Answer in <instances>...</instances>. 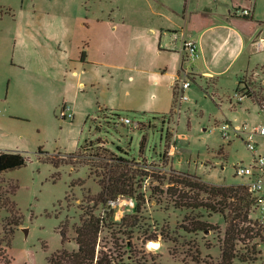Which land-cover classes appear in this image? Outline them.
Here are the masks:
<instances>
[{
    "label": "rangeland",
    "instance_id": "374dc122",
    "mask_svg": "<svg viewBox=\"0 0 264 264\" xmlns=\"http://www.w3.org/2000/svg\"><path fill=\"white\" fill-rule=\"evenodd\" d=\"M156 1L161 0H0V137L8 133L16 140L14 145L21 142L20 149L11 150L29 156L24 167L0 174V190L8 182L18 185L10 200L23 216L14 229L11 247L5 249L11 264H46V258L61 248L60 226L66 231L63 247L76 249L73 228L86 211L93 210L90 200L100 191L102 176L120 158L132 162L124 173L134 182V197L121 196L118 205H99L94 210L105 222L99 248L116 250L123 264H193L191 258L197 253L203 259H219L226 228L223 217L204 209H175L172 200L158 190L166 189L172 169L213 184L244 186L234 166L248 164L251 153L240 138L232 133L225 138L220 130L226 122L264 125L257 103L264 99V40H260L264 38V0H256L255 17L260 23L247 25L256 40L248 50L252 67L238 80L232 70L214 81L179 73L176 86L184 77L191 84L185 101H180L178 89L172 97L170 78L164 74L176 57H158L149 48L151 37L146 30L153 27ZM33 8L63 12L65 26H73L75 17H82L84 33L101 18L112 29V49L142 60L131 64L129 57L119 69L113 58L106 72L99 66L82 67L81 94L76 95L74 86H64L57 108L38 110L30 119L32 111L18 102L7 104L6 96L12 81H26L23 73L9 71L8 62L14 32L30 22ZM70 80L76 79L70 76ZM16 93L24 98V89ZM240 95L244 98L238 102ZM62 98L73 107L71 120L59 118ZM120 118L132 123L124 124ZM257 140L264 147V139ZM39 147L48 154L74 156L59 157L70 163L54 167L37 160ZM153 188H157L155 193ZM137 196L143 202L135 212ZM12 218L0 208V237L10 228L7 224ZM247 218L239 225L241 241L236 247L245 262H235L264 264V222L253 205ZM198 226L204 230L196 231Z\"/></svg>",
    "mask_w": 264,
    "mask_h": 264
},
{
    "label": "crops",
    "instance_id": "0c3cea01",
    "mask_svg": "<svg viewBox=\"0 0 264 264\" xmlns=\"http://www.w3.org/2000/svg\"><path fill=\"white\" fill-rule=\"evenodd\" d=\"M155 3L152 9L153 27L148 28L146 33L151 37L148 43L153 53L158 57H176L169 72L168 67L164 69V74L170 78L171 89L179 73L214 81L219 74L232 70L238 80L252 67L248 50L256 44V40L247 31V25L260 23L255 17L256 0H161ZM237 8H250L253 21L237 16ZM82 19L76 16L73 26L66 27L63 12L33 8L30 22L24 29L14 32L8 62L9 71L17 75L23 73L26 81L11 82L7 104L12 101L22 104L32 111L28 116L32 119L36 117L33 113L38 110L46 111L49 107L59 106L57 102L64 86L68 89L74 86L76 95L81 94V76L85 72L82 67L99 66L106 72L112 66L113 58L119 69L126 65L129 57L131 64L142 60L139 56L131 57L127 52L112 49V29L106 27L101 18L89 24L86 33ZM121 24L124 26L123 22ZM185 40L195 43L197 55L193 59L186 56ZM75 49L76 54L73 52ZM82 50L85 52L83 61L80 59ZM70 76L76 80L72 82ZM19 89H24V98L17 97ZM62 99V104H68L66 98ZM70 107L73 113V107ZM10 118L13 117L5 119ZM17 140L22 139L18 137ZM14 142V138L4 133V138L0 137V151L20 149L21 142L18 145Z\"/></svg>",
    "mask_w": 264,
    "mask_h": 264
},
{
    "label": "trees",
    "instance_id": "16d2710c",
    "mask_svg": "<svg viewBox=\"0 0 264 264\" xmlns=\"http://www.w3.org/2000/svg\"><path fill=\"white\" fill-rule=\"evenodd\" d=\"M243 18L251 19L252 17L248 16ZM80 59L82 61L85 59V52L83 50L80 53ZM176 89L177 86L174 84L173 98L175 97ZM144 143L145 138H142L140 142L141 151ZM73 156L74 154H48L40 147L36 152V158L39 162L50 163L54 167H58L61 164H69L70 162H66V160L61 158H71ZM28 160L29 156L21 151H0V174L22 168L27 164ZM119 161L120 163L117 162L109 169H106L108 171L102 176V180L99 183L100 191L90 200L94 207L93 210L89 212L86 211L79 218L80 223L73 228L76 249L68 250L63 247L67 238L65 234L66 231L63 226H60L61 248L46 258V264L124 263L123 256L118 255L116 250L111 251L109 249L99 248L98 239L105 222L102 218L93 214L94 210L99 205L109 208L107 205L108 202L117 200L121 196L134 197V182L130 178H127L126 173H124V168L127 164H131L132 162L122 158H120ZM160 178L165 179L164 176ZM160 183H162V181ZM166 184V189L158 190V192L170 198L175 209L191 211L204 209L209 212L220 214L225 220L226 228L220 245L219 259L214 261L210 256L203 259L197 253L191 258L193 264H236V260H238V262H245L244 259L238 256L236 247L237 242L241 241L239 225L247 221L248 214L253 205L246 187L234 184H213L202 180L197 175L173 169L170 171ZM17 189V184L8 182L6 189L0 190V208L4 209L9 216H13L7 224L10 228L8 231L3 232V235L0 237V263L3 264H11L12 258L6 257L5 249L11 247L14 229L20 226L23 219L15 201L10 200V197H14ZM156 190L157 188H153L151 191L155 193ZM135 200V212H138L143 200L139 196H137ZM195 230H204V228L198 226Z\"/></svg>",
    "mask_w": 264,
    "mask_h": 264
},
{
    "label": "built area",
    "instance_id": "2783aa9c",
    "mask_svg": "<svg viewBox=\"0 0 264 264\" xmlns=\"http://www.w3.org/2000/svg\"><path fill=\"white\" fill-rule=\"evenodd\" d=\"M235 14L240 17L251 16L250 8H237ZM184 50L186 56L190 59L196 57V46L193 41L185 40ZM176 83V82H175ZM190 81L184 77L177 82V89L181 92L180 101L187 100L185 91L190 88ZM244 95L237 97V101L241 102ZM259 112L264 115V99L257 102ZM59 118L61 120H71L73 113L71 107L68 104H64L59 111ZM120 121L124 124H131L132 122L128 118H120ZM136 125V124H135ZM221 134L223 137H228L229 133H232L235 137L240 138L247 150L251 153L250 162L248 164L239 163L234 166L235 175L242 179L244 186L246 187L250 197L252 199L253 207L258 214V219L264 222V147L257 140L258 138L264 139V125L256 124L248 126L246 122L242 124H233L226 122L221 126ZM173 148V147H171ZM125 201V200H123ZM132 204V200H129ZM129 201L124 202L126 204ZM120 203V199L108 202V207H114Z\"/></svg>",
    "mask_w": 264,
    "mask_h": 264
},
{
    "label": "water",
    "instance_id": "95a60500",
    "mask_svg": "<svg viewBox=\"0 0 264 264\" xmlns=\"http://www.w3.org/2000/svg\"><path fill=\"white\" fill-rule=\"evenodd\" d=\"M23 231H24L25 235H26V234H27V232H28V231H27V229H24Z\"/></svg>",
    "mask_w": 264,
    "mask_h": 264
}]
</instances>
